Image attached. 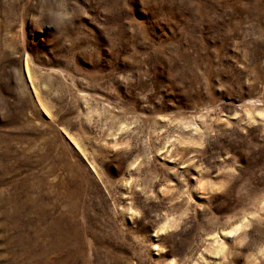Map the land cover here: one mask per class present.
Segmentation results:
<instances>
[{
  "label": "rangeland",
  "instance_id": "374dc122",
  "mask_svg": "<svg viewBox=\"0 0 264 264\" xmlns=\"http://www.w3.org/2000/svg\"><path fill=\"white\" fill-rule=\"evenodd\" d=\"M0 264H264V0H0Z\"/></svg>",
  "mask_w": 264,
  "mask_h": 264
}]
</instances>
